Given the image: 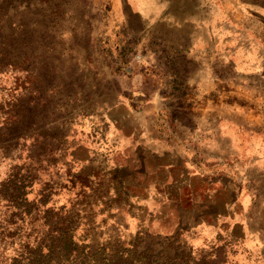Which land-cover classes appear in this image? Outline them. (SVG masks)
I'll return each mask as SVG.
<instances>
[{"label": "rangeland", "instance_id": "rangeland-1", "mask_svg": "<svg viewBox=\"0 0 264 264\" xmlns=\"http://www.w3.org/2000/svg\"><path fill=\"white\" fill-rule=\"evenodd\" d=\"M222 5L264 12V0ZM142 6L0 0V264H27L51 242L50 226L114 264H132L135 251L138 264H264V209L233 219H248L259 237H243L230 211L216 225L239 193L214 183L250 185L264 205V174L233 179L207 161L192 169L211 184L184 180L152 149L157 140L189 152L196 137L181 131L183 115L155 113L154 100L134 92L137 76L162 71L136 40L150 24L136 15Z\"/></svg>", "mask_w": 264, "mask_h": 264}, {"label": "crops", "instance_id": "crops-1", "mask_svg": "<svg viewBox=\"0 0 264 264\" xmlns=\"http://www.w3.org/2000/svg\"><path fill=\"white\" fill-rule=\"evenodd\" d=\"M139 1L143 6L136 15L150 24L135 31L136 40L140 37L141 47H151L162 71L137 76L134 92L140 98L151 97L155 113L183 115L181 131L196 137L189 152L183 153L152 141L157 156L165 153L169 168H180L184 180L207 184L213 178L192 169L207 161L232 172L233 179L251 172L264 174V12L253 6L226 9L223 0ZM170 100L172 104H164ZM214 183L218 190L239 193L220 206L216 225L222 227L223 210L230 211L234 228L239 227L243 237H259L248 219L233 220L240 208L264 209L251 186Z\"/></svg>", "mask_w": 264, "mask_h": 264}, {"label": "trees", "instance_id": "trees-1", "mask_svg": "<svg viewBox=\"0 0 264 264\" xmlns=\"http://www.w3.org/2000/svg\"><path fill=\"white\" fill-rule=\"evenodd\" d=\"M14 196L19 199L24 197L23 187L15 186ZM49 211L47 210L46 213ZM48 231L54 235L50 237L51 242L45 247L38 245L36 250L30 254L27 264H66V262L69 264H114L118 260L114 258V255L105 258L99 252L90 254L88 245L77 243L66 230H60L54 234L50 226ZM135 252L129 256L128 261L132 264H138L144 258V254L136 257Z\"/></svg>", "mask_w": 264, "mask_h": 264}]
</instances>
